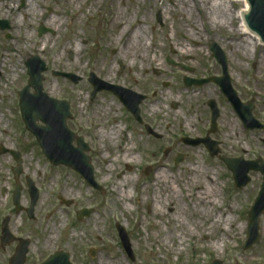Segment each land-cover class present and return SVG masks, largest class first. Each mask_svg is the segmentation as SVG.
Returning a JSON list of instances; mask_svg holds the SVG:
<instances>
[{"label": "rangeland", "instance_id": "1", "mask_svg": "<svg viewBox=\"0 0 264 264\" xmlns=\"http://www.w3.org/2000/svg\"><path fill=\"white\" fill-rule=\"evenodd\" d=\"M118 8L127 11V19H133L137 25L140 21L144 23L146 38L149 39L146 40L152 43L149 64L142 66L138 59L129 66L132 60L130 55L120 50L125 39L112 43L109 21ZM241 9V3L226 0H86L73 5L63 0H0V19L9 24L7 28H0V240L2 221L9 217L11 232L31 241L25 264H42L57 250L68 252L72 264H100V260L108 262L116 256L122 258L124 264H158L157 261L163 264H211L214 260H218L219 264H229L239 255L249 258L245 264H264V211L259 220V239L251 247H243L248 232V213L260 190L263 176L252 171L249 174L251 182L242 189L238 188L232 172L223 161L210 156L202 145L192 146L183 142V138L197 133L194 126L198 123L199 114L194 110L202 94L196 93L194 86L185 87L182 77L190 74L169 62L173 60L178 63L185 59L193 68L198 60L210 64L211 55L206 46L211 38L227 45H236V42L229 40L237 41L245 34L239 30L240 23L235 17V12ZM144 16L146 20H143ZM209 17L213 19V25H210ZM58 20L64 21L59 28L58 23L56 28L48 25L49 21ZM231 24L232 28L229 27ZM41 26L47 31L40 33ZM27 31L35 36L34 39L52 36L54 43L49 51L43 55L31 49L22 54L11 52L9 45L15 47L19 43L20 47L27 46L21 40ZM75 39L82 46L80 53L69 48L68 44L75 46ZM246 39L248 37L240 40L247 49L246 55L242 56L238 49H234L232 55L237 61L245 62V71L246 61H250L251 78L244 80L242 85L261 101L264 98V72L260 77H254L252 58H257L262 47L254 44L253 38H249V43ZM29 43H33V40ZM63 45L67 49L59 54ZM198 45L201 47L197 48ZM184 48L188 51L185 52ZM12 53H18L23 63L9 75L11 69L3 62L4 57H12ZM34 56L42 59L48 67L44 73V91L53 98L70 102L73 117L68 120V125L89 144L87 154L91 157L95 180L103 191L91 187L76 170L52 164L43 154L35 136L25 127L21 118L19 91L29 78L26 62ZM113 65L116 70L110 74ZM259 68L264 71V68ZM56 71L74 74L80 80L74 83L69 78L55 75ZM91 72L109 83L145 94L146 99L140 105L141 117L144 124L153 128L160 137L149 135L145 125L138 123L111 91L101 90L94 99L91 98ZM119 126L124 129L121 144L130 145L133 142L140 146L147 143L150 152H141V157L134 164L113 161L108 171V163L102 156L103 143L99 130ZM226 132L217 134L224 143L232 146L225 153L245 159L261 157L264 160V143L257 132L250 131L247 136L239 138L232 130L228 134ZM119 134L117 142H121ZM129 136H133L134 140H129ZM74 144L77 145L76 141ZM10 150L22 153L23 174L19 178L23 185L21 205L24 208L30 205L26 176H30L40 190L33 218H29L25 210L17 211L13 204L16 180L12 166L16 162ZM116 150L118 148L114 146L108 147L110 159ZM153 150L155 156L151 154ZM180 154L183 159L176 162ZM167 157L172 172L195 163L219 172H211L208 181H214L217 176L223 197L232 200L235 209L234 234L229 242H225L218 258H214L209 251H199V246L207 243L210 236L202 231L198 221L194 223L195 235L184 242L180 253L175 251L177 240H173L174 249L170 245L164 249L156 243L152 234L154 224L160 222V238L166 229L171 230L174 225L173 211L178 203L174 200L171 204H165L164 193L154 187L158 161ZM126 175L137 179L130 188L133 195L131 201L119 200L113 189ZM184 180L185 177L177 180L183 192L181 200L184 207L187 205L190 211H194V206L197 207L196 193L202 188V183L195 188ZM143 193L149 202L155 197L165 216L155 218L150 214V204L140 198ZM58 196L73 200V205L67 206ZM82 208H92L93 213L80 220L76 213ZM223 208H227V205H223ZM216 209L217 206L212 205L213 213ZM192 216L197 220L198 212H192ZM116 223L121 224L128 233L134 260L122 245ZM239 224H243L244 229L242 233H235ZM50 235L51 241L45 245L44 237ZM17 245L16 241L2 246L0 241V264H10Z\"/></svg>", "mask_w": 264, "mask_h": 264}, {"label": "bare ground", "instance_id": "2", "mask_svg": "<svg viewBox=\"0 0 264 264\" xmlns=\"http://www.w3.org/2000/svg\"><path fill=\"white\" fill-rule=\"evenodd\" d=\"M68 4H79L80 2H85L86 0H63ZM231 1L233 3H241L243 5V9L235 12V17L238 19L240 25L239 30L241 33L248 34L249 28L245 24L244 14L248 11V5L246 0H226ZM127 11L124 9H115L112 18L109 21V28L112 30V43H117L120 39H125V42L120 50L125 51L130 55L131 61L129 62V66H132L134 62L140 59L142 66L149 64L151 58H149V53L151 51L152 43L148 42L146 38V30L143 26L144 23L141 21L133 22V19H127ZM25 19V18H24ZM146 17L144 16V19ZM210 25H213V19L209 17ZM58 23V28L61 24L64 23L61 20L56 22L49 21L48 25L52 28H56ZM79 23V22H78ZM17 24V23H16ZM136 24V25H135ZM34 35L30 34L28 31L24 36L21 37V40L27 43V46L20 47L19 43L15 47H10L11 52H18L20 54L30 52L31 50H35L38 55H43L47 51H49L50 46L54 43L52 36H47L45 38L34 39ZM117 37V38H116ZM117 39V40H116ZM147 39V40H146ZM33 40V43H29V41ZM28 43L30 44L28 46ZM69 48H74L76 53H80L82 51V46L79 40L75 39V46L68 44ZM67 46L63 45L62 50L58 53L61 54L63 50H66ZM184 51H188L184 48ZM16 53H12V57L10 55H6L4 57V65H8L11 69L9 75L12 72L17 70L20 65L23 63L22 57ZM60 57V56H59ZM155 61V59H154ZM157 62V61H156ZM116 70V66L113 65L110 68V74H113ZM51 92H54V89H51ZM98 112V110H96ZM119 127H114L108 129L101 128L99 130L100 140L103 143L102 148V156L107 161L106 169L109 171L111 163L113 161H122L124 163L134 164L137 162V159L141 157V152H150V147L147 143H142L140 146H136L133 142L132 144H121L124 140V129ZM115 130V131H114ZM234 135L235 130H233ZM120 133V134H119ZM118 134L120 136V141L117 142ZM129 140H134L133 136H129ZM116 147V150L113 158L110 159L108 147ZM153 156H155L156 152L153 150L151 152ZM169 166V158H162L158 161V167L155 173L154 178V187L155 189L163 192L165 195L164 201L165 204H171L174 200H177L178 203L174 209V214L172 215V219L174 220V225L171 230H167L164 232L163 236L159 237V223L156 222L154 224L155 229L152 234L155 235L154 239L156 243L161 244L165 249V246L170 245L172 249H174L173 240H177L178 247L175 248L177 253H180V250L183 248L184 242L195 235L194 223L200 222L201 229L204 233L208 234L209 241L207 243L201 244L199 246V251H209L214 258L219 257V252L221 248H224L225 242H229L230 236L234 233L232 232L233 228V211L235 209L233 205V201L229 198L223 197L222 194V186H220V182L217 181V176L214 178V181H208L211 178L210 174L214 170L219 174L216 169L212 167H206L202 164H192L188 168L184 167L182 169H178L176 172H172ZM188 181V184L192 187H199L202 183V188L197 190L196 193V204L197 207L194 206L193 210L198 212L197 220H194V216H192V212L186 205L184 207V203L181 200L183 197L182 188L177 180L184 178ZM137 179L132 175H126L117 186H114V190L117 192V198L120 200H128L131 201L132 194L130 188L136 184ZM212 183V184H209ZM187 189V187H184ZM156 193V192H155ZM143 202L149 203L151 208L149 209L150 214L155 217H163L165 216L164 211L161 207H158L155 197L152 198V202H149L147 195L145 193L140 196ZM227 205V208H223V205ZM212 205L217 206L215 213L211 211ZM128 208V206H125ZM209 208V209H208ZM216 208V207H215ZM264 224V217H263ZM244 229L243 224L237 225V232L242 233ZM264 229V228H263ZM51 241V235L48 237H44L45 245ZM249 258H244L243 256L234 257V259L229 262V264H245ZM158 264H163L162 262L157 261ZM100 264H124L123 259L120 257H112L110 260L104 261L100 260Z\"/></svg>", "mask_w": 264, "mask_h": 264}, {"label": "water", "instance_id": "3", "mask_svg": "<svg viewBox=\"0 0 264 264\" xmlns=\"http://www.w3.org/2000/svg\"><path fill=\"white\" fill-rule=\"evenodd\" d=\"M246 1L248 8L250 4V11L245 14V20L248 26L250 29L264 36V0ZM0 26L1 28H5L8 26V22L0 20ZM250 29L249 32H251ZM45 31L46 29L41 26L40 33ZM27 67L30 79L28 84L19 93L21 112L27 128L36 135L46 156L54 164L64 163L71 166L75 170L79 171L90 185L102 190L101 186H99V184L95 181L91 158L84 152L85 150H89L87 144L83 142L82 137H78V147H75L72 144L75 134L67 126V119L72 116L69 103L64 100L60 101L54 99L43 91V72L47 70L46 63L38 56H34L27 62ZM54 73L56 75L70 77L74 82L79 81V77L74 74L61 72ZM90 80L95 85L93 95L102 89L112 90L127 105V108L134 113L137 120L141 121L139 104L144 100V95L117 85L109 84L99 79L94 73L90 74ZM31 87L35 89L34 93L30 92ZM38 120L44 122L45 126L38 125ZM14 154L15 159L18 162V167L13 168L17 178L21 173L22 159L18 152ZM224 160L229 169L233 172L236 185L240 188H243L251 181V178L248 175L251 170L261 171L263 173L261 190L249 212L250 218L248 238L245 243V248H248L259 238V218L261 213L264 211V162L261 159L244 161L243 159L225 158ZM29 186L32 196V204L29 212L32 213L39 194L33 181L30 180ZM20 196L21 185L18 184L14 194V203L18 206V208ZM65 202L68 205L72 204L71 201ZM92 211V209H82L78 213V218L82 219L85 216H89ZM8 222L9 217L6 218L2 225L1 243L4 246L16 239L9 230ZM116 227L123 246L134 259V254L131 251L130 239L126 229L119 223H117ZM19 241L20 244L17 247L15 254L10 259V264H25L26 262L30 240L19 239ZM94 254L95 252L92 253V255ZM42 264H72V262L70 261V254L68 252L59 250L51 255ZM212 264H219V261L216 260Z\"/></svg>", "mask_w": 264, "mask_h": 264}, {"label": "flooded vegetation", "instance_id": "4", "mask_svg": "<svg viewBox=\"0 0 264 264\" xmlns=\"http://www.w3.org/2000/svg\"><path fill=\"white\" fill-rule=\"evenodd\" d=\"M229 27L232 28V24ZM247 37L248 39L246 40L247 43H249L248 41L251 37L249 34L241 36V39H243L242 41ZM241 39L237 41L233 39L229 40V42H236V45H227L216 38H211L208 46H206L211 55L210 64H203V62L198 60L196 66L193 68L185 62V59L178 61V67L181 68L183 72H187V70L191 72L195 80H208L203 84L194 86L196 93L198 92L202 94V96L198 99L194 110V112L196 111V113L199 114L198 123L194 126L197 133L194 136H190V138L202 140L195 146L202 145L210 156L217 157L223 162L225 157L239 158L242 156H233L225 153V151H229L232 146L227 145L223 140L217 137L220 131L226 130L228 132L229 130H235V133H237L235 137L238 138L242 135L247 136L250 131L257 132L260 135V141L264 143V136L262 135L264 134V98L260 101L257 97H253V92L242 85L244 80H250L251 78V72L249 71L250 61H246L247 69L245 71V62H241V60L237 61L232 55L234 49L240 50L242 56L244 54L246 55L245 52H247V49H244L240 41ZM260 41V36L253 37L254 44L262 47L257 58L255 56L252 58V68L255 69L254 77H260L264 72L259 68H264V43H260ZM200 47L199 45L197 46V48ZM184 77H182L183 81ZM229 85L231 91L227 94L225 88H228ZM203 90L204 92H202ZM232 93H234L236 97V107L231 99V97L233 98ZM254 94L257 93L255 92ZM250 106H252L251 111H249ZM208 142L215 145L217 149L215 155L210 154L207 147ZM246 159L248 160V158ZM27 181L28 176L25 177V186L28 191Z\"/></svg>", "mask_w": 264, "mask_h": 264}]
</instances>
